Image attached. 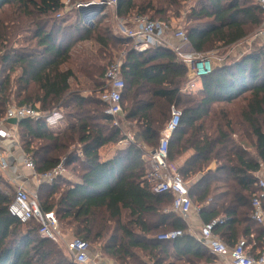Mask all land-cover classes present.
Instances as JSON below:
<instances>
[{
  "label": "trees",
  "instance_id": "obj_1",
  "mask_svg": "<svg viewBox=\"0 0 264 264\" xmlns=\"http://www.w3.org/2000/svg\"><path fill=\"white\" fill-rule=\"evenodd\" d=\"M64 1L0 0V120L11 107L30 106L45 118L59 111L64 127L57 132L45 118L20 121V146L38 173L63 164L80 180L42 183L37 194L43 212H54L66 234L114 264H213L215 256L172 211L173 195L155 193L147 180L144 156L158 146L176 108L182 116L169 160L193 152L178 166L202 220H218L214 232L229 247L244 239L262 252L264 226L252 219V202L264 169V44L235 63L214 67L198 81V98L183 92L191 74L173 50L128 49L124 115L116 127L99 96L106 70L92 59L75 70L72 52L93 41L106 55L131 40L101 20L88 25L81 14L72 23ZM183 13L190 49L198 53L236 45L264 22V11L252 0H118L116 9L119 18L145 16L177 28ZM79 74L92 91L73 88ZM124 127L136 142L102 162L101 149L122 141ZM7 187L0 174V264H76L63 245L41 237L35 220L23 224L10 214L15 195ZM172 231L182 236L159 239Z\"/></svg>",
  "mask_w": 264,
  "mask_h": 264
},
{
  "label": "built area",
  "instance_id": "obj_2",
  "mask_svg": "<svg viewBox=\"0 0 264 264\" xmlns=\"http://www.w3.org/2000/svg\"><path fill=\"white\" fill-rule=\"evenodd\" d=\"M264 11V0H252ZM99 5L101 7L117 9L118 0H100L96 3L76 4L75 10L87 8L91 5ZM65 10L69 12L67 2L64 1ZM89 17H92L91 15ZM86 18L88 25L94 24L93 17ZM118 21L119 34L131 40L133 45L132 51L142 53L147 50L166 47L173 50L184 63L188 66L191 74V80L183 87V92L191 94L196 91L198 81L210 76L214 70V58L212 53H198L190 49L187 34L182 29L174 30V26H169L166 22L153 21L145 16H135L130 19L116 17ZM131 23V24H130ZM174 31V36L178 43L168 46L167 35ZM255 37L264 38V22L261 29L258 30ZM126 53L117 58L106 70L105 86L99 96L106 105L105 114L114 119V126H119V120L124 115L122 105V95L125 89V80L123 77V66L126 62ZM224 58L220 62H224ZM60 112L55 110L50 116L41 115L30 106L11 107L7 111L4 119L0 120V140L3 144L12 143L17 150L21 152L23 171L30 174L29 178H33L40 183L52 184L60 177H67L69 171L63 164L55 169L38 173L35 163L30 155L25 153L18 139L17 125L10 124V120L20 122L26 119L38 120L45 118L49 126L56 125L59 120ZM62 116V115H61ZM182 112L176 108L172 109V116L163 131L158 146L151 150L144 158L148 161L147 180L152 185L153 190L157 194L171 193L174 197L172 211L177 215L188 219L193 211L199 212L198 206H195L190 195L189 186L179 172V166L169 160L170 140L174 132L179 127ZM125 138L118 143L121 147H127L131 143L136 142L134 133L126 132ZM5 146V145H4ZM10 162L7 154L0 150V174L9 171ZM22 171V172H23ZM10 181L17 185L15 197L9 206V212L17 218L21 223L25 224L31 220H35L40 225L39 234L41 237L53 240L55 242L61 237L59 231V223L54 212H43L38 195L29 189V183L32 179L21 177L9 178ZM259 193L252 202V219L258 224L264 226V209L260 197H264V169L258 174ZM218 220L204 224L200 229V240L214 255L224 261L226 264H264V249L259 253L258 257H254L249 250L247 241L241 239L234 247H229L224 241L215 234L214 228ZM182 236L180 231H172L159 237L160 240H174ZM66 250L74 259L76 264H96V257L93 255L88 243L79 239H71L66 244Z\"/></svg>",
  "mask_w": 264,
  "mask_h": 264
},
{
  "label": "rangeland",
  "instance_id": "obj_3",
  "mask_svg": "<svg viewBox=\"0 0 264 264\" xmlns=\"http://www.w3.org/2000/svg\"><path fill=\"white\" fill-rule=\"evenodd\" d=\"M98 1H100V0H86V1H82V2L73 1V0H66L67 6L69 9V12H67V13L71 18V22L72 23L76 22L78 14L83 15L79 10H75L76 4L79 3L82 5H85V4H89V3H96ZM188 9H189V6H188ZM64 14L66 15V13H64ZM115 15H116V11L113 12L112 9H109L108 11H107V9H104L103 12L97 14V16H95L93 18L94 24L101 20L102 25L104 27H106V28L109 27L110 29L113 28L115 31L114 33L115 34L117 33V36L120 37L121 35L119 34L120 32L118 31L117 19H116ZM186 15H187V13H183V15L179 21L180 29H182L183 31L185 30V27H186V24H185ZM87 16L89 17V15H87ZM176 29H178V28L174 25V30H176ZM173 33H174V31H173ZM257 33H258V30L252 32L251 34H249L247 39H244L241 42H239L238 44L233 45L231 47H223L222 45H220L219 47L217 46L218 48H215L214 50L209 51V53H212V56L214 58L215 67H218L222 64L235 63L237 60H239L245 54H248L250 51H253L257 47L263 45L264 44V38L255 37V35H257ZM128 49L132 50L133 45L130 44L129 46H126L124 48H119V49L117 47L116 49L111 51V53H109V54L106 53V55H105L104 53L102 54L100 52L98 44H96L93 41H86L85 43L79 44L74 48V50L72 52L73 59L71 62L72 63L71 66L73 68H75V70H78L82 66L84 61H89L90 59H92V61L95 62L96 65L101 66L103 68V70H107V68L117 58H119L124 53H126L128 51ZM95 57H96V59H95ZM222 58L225 59L224 62L219 61ZM73 88L79 89L81 91L88 90L89 92L93 90L92 85L88 81L82 80V82H80L78 79L73 81ZM191 95H192V97L198 98L199 97L198 90L191 93ZM238 103H239V101L237 102V104ZM179 111H180V109H179ZM123 124H124V126H127V123H123ZM122 127H123V125H122ZM127 127H124V129H123L125 132L130 131V129ZM53 130L55 132H57V128L56 129L54 128ZM18 139H19V135H18ZM235 140L238 141L239 139L236 138ZM192 153H193L192 151L186 152L185 155L180 157L178 159V161H176L175 163L180 166L188 157H190L192 155ZM68 171H69L70 177H77L76 174L70 172L69 169H68ZM1 175H3V174L1 173ZM4 177L7 181L8 187H9V188L8 187L5 188V192L7 194L11 195L12 197H14L16 190H17V185L14 182L10 181V179L8 177H6L5 175H4ZM30 179H32V182L29 183V189L32 192H35L37 194L38 189L42 183H40L39 181H37L33 178H30ZM73 180H75V178ZM189 182L190 181L187 180L188 184H189ZM59 231H60L61 235L65 233L63 231L62 227L60 226V224H59ZM61 238L62 237H60L57 242L60 243L61 245H63Z\"/></svg>",
  "mask_w": 264,
  "mask_h": 264
},
{
  "label": "crops",
  "instance_id": "obj_4",
  "mask_svg": "<svg viewBox=\"0 0 264 264\" xmlns=\"http://www.w3.org/2000/svg\"><path fill=\"white\" fill-rule=\"evenodd\" d=\"M109 9H112L113 12L116 11V9H113V8H107V11ZM115 16L117 17V15H115ZM82 17H83V20L85 21L86 20L85 16L82 15ZM76 21H77V19H76ZM117 25H118V21H117ZM111 30L113 32H115L113 28H111ZM116 35H117V33H116ZM166 39H167L168 46H170V47L172 45H175V44L178 43V40L175 38L173 32L169 33L167 35ZM83 43H85V42H83ZM78 80L80 82H82V80H84V81H88L90 83V81L85 76H83L81 74L78 75ZM88 92H89L88 90H83V93H88ZM57 119L59 120V122L56 125H54L53 127L50 126L51 129L52 128L60 129V128L64 127V122L62 120L61 114H60V116H58ZM1 148L3 149V152L5 154H7L8 158H9V162H10L9 171H7L5 173H2L3 176L5 175L8 178H10V177L11 178H18V177L20 178V176H21V177L28 178L29 181H30V178H29L30 174L28 172H26V171H23L24 169H23L21 152L19 150H17V147H15L14 144L8 143V142H6V144H3L1 142V140H0V150H1ZM122 149H123V147L119 146L118 144H116V145H108V146L102 148L101 151H100V159H101V161L102 162H106V161L111 160ZM145 161L148 164V161L146 159H145ZM64 178L67 179L70 182H73V183H80V180H79L78 177H70L68 175L67 177H64ZM72 178L73 179L75 178V180H73ZM31 182H32V180L30 181V183ZM186 220H187V224H188V227H189V230H188L189 234L194 236V237H196L198 239L199 236H200V229L205 224V222L202 220L199 212L193 211V213ZM61 237H62L61 239H62L63 246L66 248L67 242L69 240H71L72 237L68 233L67 234L66 233L62 234ZM248 246H249L250 252H252V253H259L260 252V249L259 250L258 249L255 250L254 249V245L253 244H250ZM91 251H92V253H93V255L95 257H96V255L98 256V258H96V264H114V262L110 258L102 256L99 251H97L95 249H91ZM214 256H215L216 260H215V262L213 264H226V263H224V261H221L219 257H217L216 255H214Z\"/></svg>",
  "mask_w": 264,
  "mask_h": 264
},
{
  "label": "water",
  "instance_id": "obj_5",
  "mask_svg": "<svg viewBox=\"0 0 264 264\" xmlns=\"http://www.w3.org/2000/svg\"><path fill=\"white\" fill-rule=\"evenodd\" d=\"M104 9H105L104 7L93 4L87 8L80 9L79 11L85 16V18L88 17L87 15H89V16L91 15L94 18L95 16H97V14L103 12ZM92 17H89V18H92ZM9 123L17 125L19 122H17V120H10ZM137 138H138L137 143L140 144L141 138L139 136H137Z\"/></svg>",
  "mask_w": 264,
  "mask_h": 264
}]
</instances>
